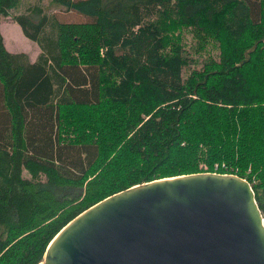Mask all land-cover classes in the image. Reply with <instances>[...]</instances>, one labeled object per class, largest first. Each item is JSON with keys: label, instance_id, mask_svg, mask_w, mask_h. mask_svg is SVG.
<instances>
[{"label": "trees", "instance_id": "trees-1", "mask_svg": "<svg viewBox=\"0 0 264 264\" xmlns=\"http://www.w3.org/2000/svg\"><path fill=\"white\" fill-rule=\"evenodd\" d=\"M18 1L0 0V19ZM50 3L90 19L14 14L35 60L0 31V264H39L109 195L216 164L249 182L264 218V0ZM185 29L217 55L187 68Z\"/></svg>", "mask_w": 264, "mask_h": 264}, {"label": "water", "instance_id": "water-1", "mask_svg": "<svg viewBox=\"0 0 264 264\" xmlns=\"http://www.w3.org/2000/svg\"><path fill=\"white\" fill-rule=\"evenodd\" d=\"M39 264H264V218L237 175L155 179L76 215Z\"/></svg>", "mask_w": 264, "mask_h": 264}, {"label": "rangeland", "instance_id": "rangeland-1", "mask_svg": "<svg viewBox=\"0 0 264 264\" xmlns=\"http://www.w3.org/2000/svg\"><path fill=\"white\" fill-rule=\"evenodd\" d=\"M35 4H39L43 7V9L49 14V15H54L58 20L61 21H85L89 20L90 18L78 13L74 10H65L61 6H57L55 4H51L50 0H19L18 4L15 8L11 9V12L8 16H3L1 17L2 25L6 23H12L14 19L13 15L18 14L21 12H25L26 9L29 6H33ZM8 19V20H7ZM7 27H4V33H5V40L7 45L11 48V51H25L27 52L30 57H36L40 47L37 44L36 41L28 38L27 36L24 35L22 32V29L20 25L16 22L12 23V25L5 24ZM17 25L18 27H15ZM183 42L185 48L190 52V56L192 58H197L199 61H190L189 65H187V68H192L194 66H200L202 63V59H205L208 54L211 55H217L218 53V48L213 45H209L205 50H201L199 53L198 51H195V38L193 37L192 33L190 30L185 29L183 31ZM201 168H204L205 165L201 164Z\"/></svg>", "mask_w": 264, "mask_h": 264}, {"label": "crops", "instance_id": "crops-1", "mask_svg": "<svg viewBox=\"0 0 264 264\" xmlns=\"http://www.w3.org/2000/svg\"><path fill=\"white\" fill-rule=\"evenodd\" d=\"M6 16H8V15H6ZM3 17V16H2ZM8 20V19H7ZM13 20V22L12 23H15L16 24V21L14 20V19H12ZM2 20L0 19V31H1V33H2V35H3V40H4V44H5V46L7 47V49H11L7 44L8 43H6V40H5V33H4V27H7V25H5V24H9V25H12V23L10 22V23H6L7 21H5V24L4 25H2ZM15 27H18L17 25H15ZM11 51V50H10ZM39 51H40V49H39ZM39 51H38V53H39ZM38 53H37V55H38ZM37 55H36V57H37ZM29 57H30V55H29ZM36 57L34 58V57H30V59L31 60H35L36 59Z\"/></svg>", "mask_w": 264, "mask_h": 264}, {"label": "built area", "instance_id": "built-area-1", "mask_svg": "<svg viewBox=\"0 0 264 264\" xmlns=\"http://www.w3.org/2000/svg\"><path fill=\"white\" fill-rule=\"evenodd\" d=\"M222 167H225V166L222 165ZM219 168H220L219 165L216 164V165L214 166V170L211 171V172H209V173H218V174H220V172H218V169H219ZM226 169H227V167H226ZM224 174H226V173H224Z\"/></svg>", "mask_w": 264, "mask_h": 264}]
</instances>
